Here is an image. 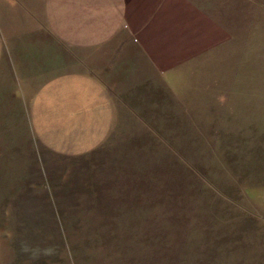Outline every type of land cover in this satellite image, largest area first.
Instances as JSON below:
<instances>
[{
  "label": "rangeland",
  "instance_id": "1",
  "mask_svg": "<svg viewBox=\"0 0 264 264\" xmlns=\"http://www.w3.org/2000/svg\"><path fill=\"white\" fill-rule=\"evenodd\" d=\"M192 2L228 32L223 51L144 128L118 115L67 144L50 115L32 132L19 87L0 84V264H264V0ZM2 9L57 74L66 45Z\"/></svg>",
  "mask_w": 264,
  "mask_h": 264
},
{
  "label": "crops",
  "instance_id": "2",
  "mask_svg": "<svg viewBox=\"0 0 264 264\" xmlns=\"http://www.w3.org/2000/svg\"><path fill=\"white\" fill-rule=\"evenodd\" d=\"M6 2L0 6V84L8 75L13 80L9 88L19 87L32 132L37 116L50 115L66 128L67 144L75 142V135H95L98 121H104V137L118 115L128 120V128L136 119L144 128L152 116L164 118L168 92L180 100L183 80L191 84L193 75L205 69L202 59L223 51L228 35L192 0ZM8 3L32 21L42 17L40 31L66 45V55L63 49L60 53L66 63L57 74L49 67L50 44L42 52L30 46L32 25L14 39L5 34L2 8ZM36 3L40 10L33 7ZM4 92H9L5 85Z\"/></svg>",
  "mask_w": 264,
  "mask_h": 264
}]
</instances>
